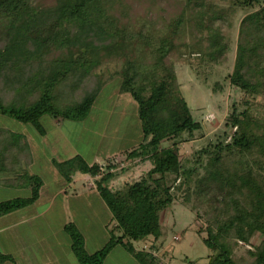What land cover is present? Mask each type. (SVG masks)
I'll list each match as a JSON object with an SVG mask.
<instances>
[{
    "label": "trees",
    "instance_id": "trees-1",
    "mask_svg": "<svg viewBox=\"0 0 264 264\" xmlns=\"http://www.w3.org/2000/svg\"><path fill=\"white\" fill-rule=\"evenodd\" d=\"M34 2L36 0H0V18L7 21L9 34L8 41L0 49V82L3 84L0 94L8 90L11 95L7 101L0 97V116L34 125L42 133L38 124L42 116L80 121L88 115L100 93L96 87L78 103L59 105L56 91L63 81L70 76L80 77V80L89 77L102 55L107 57L121 51L133 56L135 51L140 53L141 50L134 49L132 42L125 44V32L108 15L105 0H56L49 8ZM228 2L231 10L236 8L245 12L239 21L229 83L244 96L264 98V0ZM208 5V11L202 12L206 16L202 17L208 19L202 27L205 29L203 62L221 64L229 52V43L220 31L213 29V23L223 19L220 9L214 4ZM174 36L172 32L160 40L157 48H150V70L143 72L140 80L142 84L148 81L145 86L136 84L139 72L131 59H126V69L122 73L121 90L137 103L142 133L140 150L135 149L129 155H143L152 168L138 181L112 191L108 183L115 177V169L111 165H106L104 173L99 164L89 165L78 155L63 162L52 160L58 175L66 183H71L76 174L99 177L95 180V190L111 214L109 222L115 224L112 228L106 225L108 241L91 254L86 251L83 234L75 224L64 225L63 231L69 237L70 249L78 264H103L116 246L139 264H153L155 255L150 247L136 251L133 243L161 237L160 215L173 202L175 183L179 180L177 186H183L193 174H198V166L205 171L198 184H207L209 188L217 185L220 191L227 190L229 195L217 209L224 219L210 225L203 240L206 247L215 252L206 264H239L231 256L230 242L249 243L255 234L264 239V114H255L247 101H243L248 104L243 110L239 108L240 102H233L225 123L227 129H234L230 141H219L198 150L193 167L182 165L176 147L183 135L188 140L197 132L202 136V126L180 94L173 68L165 62L173 49ZM64 51L69 56L55 58L50 66L43 64L46 53ZM142 52L146 53L144 49ZM32 63H35V69L29 67ZM28 70L29 75H25ZM7 73L11 78L6 77ZM1 133L0 174L7 173L9 177L4 181L12 184L19 177L16 174L12 179L16 172L12 164L20 159L29 162L32 154L24 135ZM166 140L171 141L172 146L161 147ZM232 153L250 159L240 160L237 167L227 171L224 158ZM256 157L258 161H255ZM249 161H255L260 173H255ZM20 177L23 180L20 187L29 188L30 195L0 202V215L26 208L38 200L42 180L27 172ZM249 254L253 257L251 264H264V240ZM7 262H13L12 256L0 252V264Z\"/></svg>",
    "mask_w": 264,
    "mask_h": 264
},
{
    "label": "rangeland",
    "instance_id": "rangeland-1",
    "mask_svg": "<svg viewBox=\"0 0 264 264\" xmlns=\"http://www.w3.org/2000/svg\"><path fill=\"white\" fill-rule=\"evenodd\" d=\"M37 2L43 8H49L56 0H36L34 3ZM208 4H214L220 9L223 19L215 21L213 29L220 31L229 43V52L221 64L203 62L205 29L202 27H205L208 19L202 17H206L202 12L208 11ZM105 8L114 22H117L118 28L125 32V44L132 42V47L141 52L135 51L133 56L121 51L107 57L102 55L100 63L93 68L89 77L80 80V77L70 76L58 86L56 94L59 105L78 103L87 92L99 87L100 93L88 115L80 121L54 119L44 115L38 122L42 131L40 133L34 125L0 116V132L24 135L32 154L29 162L20 159L12 164L16 172L10 176L12 179L16 174L19 176L12 184L4 181L9 177L7 173L0 174V202L30 195L29 188L20 187L23 182L20 176L25 172L39 177L48 192L54 193L59 185L52 184V178L58 175L52 160L63 162L76 155L87 163L102 161L99 165L103 170L106 165H111L115 169V177L108 183L112 191L121 190L143 177L152 168V164L143 155H129L135 149L140 150L138 147L142 133L137 103L121 90L122 73L126 69V59H131L139 72L136 81L139 84L143 72L150 70V48H157L160 40L169 37L172 32L175 35L173 49L165 62L173 68L180 94L194 119L202 126V136L197 132L188 140L183 135L181 143L176 147L182 165L191 168L196 165L195 153L198 150L219 141H230L234 129H227L225 123L233 102H240L239 108L243 110L248 106L243 101H247L255 114H264L262 96H244L229 83L228 76L233 72L235 60L239 21L245 12L236 8L231 10L228 0H105ZM6 26L7 21L0 18V49L8 41ZM143 49L146 53L142 52ZM66 56H69L66 51L59 54L50 52L45 54L42 61L44 65L50 66L55 58ZM29 67L35 69V63ZM25 75H29V70L25 71ZM6 77L11 78L8 73ZM146 82L140 84L145 86ZM0 89H3L2 82ZM0 97L7 101L11 95H8L7 90ZM2 138L1 133L0 141ZM167 146H172L171 141H164L161 147ZM107 156L110 157L105 160ZM248 159L249 156L232 153L224 158V165L227 171H231L240 160ZM255 161H258L257 157ZM255 161H249V166L258 174L260 172ZM200 167L198 174H193L183 186H177L179 180L175 183L173 202L160 215L161 237L158 240L149 237L133 243L136 251L150 247L155 255L153 264H206L215 253L206 247L203 240L207 237L210 225L224 219V215L217 209L226 202L229 195L227 190L220 191L217 185L209 188L207 184H198V180L205 176L204 169ZM76 175L81 181V177L85 176L86 187L95 189V180L99 177ZM67 192V199L60 196L54 199L51 207L50 203L41 206L39 199L31 206L0 215V252L13 258V262L5 264H78L70 249L69 237L63 231L64 225L69 222L74 223L83 234L85 249L89 254L106 244L109 235L103 223L110 212L104 203L100 198L90 202L92 196L82 194L76 187ZM108 225L112 228L115 224L109 222ZM263 240L260 234H255L249 243L233 240L230 242L232 258L239 264H251L253 257L249 253L254 252ZM103 264L139 263L120 246H116Z\"/></svg>",
    "mask_w": 264,
    "mask_h": 264
},
{
    "label": "crops",
    "instance_id": "crops-1",
    "mask_svg": "<svg viewBox=\"0 0 264 264\" xmlns=\"http://www.w3.org/2000/svg\"><path fill=\"white\" fill-rule=\"evenodd\" d=\"M54 122H56V120H54ZM109 157L110 156H107L105 158V160H107V158H109ZM101 162L102 161L95 160L93 163H88V164L89 165H92L94 163L101 164ZM58 176L59 175H56L54 178H52V184L53 183H57V185H59V188L54 193H51V192L49 193L48 192V188H45V185L43 184V181H42V186H41V188L39 190V197H38V200L40 199L39 204H41V206L42 205H48L50 203V206L49 207H51L52 206V203L54 202V199H56V198H58L60 196H63L65 199H67L69 197V194H68L67 191L68 190L71 191L75 187H76V189L78 191L82 192V194H84L86 196H90L91 195L92 196V199H90V202H91V200L92 201L93 200L95 201V200H97V198H100L99 195H98V193H97V191L95 189L94 190H91L90 188L86 187L85 181H84L85 176L84 177H81V179H82V181H81L78 177H76L77 175L76 176L74 175L71 183H66L61 177H58ZM43 196H44L45 199L42 198ZM38 200L36 202H38ZM47 200H48V202L46 204L45 201H47ZM39 204H38V206H39ZM110 219H111V214L109 213V217L107 216L106 219H105V221H104V223H103V227L105 229H106V225L109 223Z\"/></svg>",
    "mask_w": 264,
    "mask_h": 264
}]
</instances>
